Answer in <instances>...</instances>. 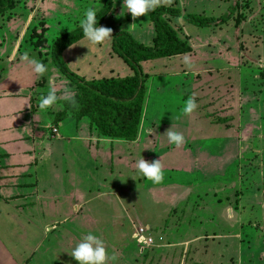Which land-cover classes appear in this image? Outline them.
<instances>
[{
    "label": "rangeland",
    "instance_id": "374dc122",
    "mask_svg": "<svg viewBox=\"0 0 264 264\" xmlns=\"http://www.w3.org/2000/svg\"><path fill=\"white\" fill-rule=\"evenodd\" d=\"M92 2L17 0L13 10L0 16V45L19 40V58L28 52L43 62L47 71L39 85L47 86L46 95L54 89L57 102L72 94L69 80L52 64L51 47L60 35L79 27ZM122 4L114 0L102 27L153 45L151 11L133 19ZM159 7L180 10V18L166 20L181 39L191 36L196 46V54L189 57L191 67L183 63L185 56L142 64L148 78L138 148L127 153L125 163L131 164L123 168L122 179L101 178L103 188L83 189L80 198L79 193L71 198L72 204H85L77 212L73 209L75 218L66 220L67 195L50 210L40 205H10L5 210L0 205V241L10 255L5 264H77L68 252L88 232L104 239L107 264H264V0H160L155 9ZM192 17L209 22L193 24ZM41 40L45 46L36 48ZM111 44L112 36L99 45L84 39L69 48L64 59L89 80L132 75L112 53ZM32 68L27 64L25 81L34 80ZM196 68L206 72L194 74ZM190 96L197 108L185 116L183 102ZM222 99L231 104L226 113L217 107ZM199 114L205 120L199 121ZM212 125L231 127L232 138ZM170 128L184 135L180 148L163 135ZM46 132L50 136V129ZM208 133L223 142L229 139L223 158L207 154L212 145L205 139ZM142 157L161 160L162 183L137 174L135 164ZM107 165L105 171L100 169L103 178L107 168L114 170ZM58 192L63 189L58 187ZM135 214L145 226H132ZM89 215L99 228L85 225ZM144 227L150 228L153 244L136 237Z\"/></svg>",
    "mask_w": 264,
    "mask_h": 264
},
{
    "label": "crops",
    "instance_id": "0c3cea01",
    "mask_svg": "<svg viewBox=\"0 0 264 264\" xmlns=\"http://www.w3.org/2000/svg\"><path fill=\"white\" fill-rule=\"evenodd\" d=\"M186 36L188 39L184 40L189 41L191 36ZM189 42L192 49H195L191 39ZM19 44V40L11 39L9 43L0 45V205L4 206L5 210L10 205L16 209L40 205L50 210L51 205L63 204L62 199L67 195L70 197L67 198L69 204L63 205L64 210L70 211L66 219L70 221L78 215L72 213L73 209L77 212L85 207V204H72L71 198L78 193L80 198L83 189L98 191L103 188L101 178L104 181L108 178L122 179L120 176L123 168L131 164L129 161L125 163L126 155L131 154L134 149L137 150L138 142L105 138L88 122L89 120L77 119L70 113H64L58 102L47 109H40L39 101L46 95L47 86L39 85L43 77L37 74L32 81L24 80L28 75V70L25 69L28 63L22 61L16 52ZM195 54L193 51L187 56ZM6 58L8 59L5 60ZM198 70L196 68L194 74L206 72ZM150 103L148 99L147 106ZM230 105L225 99L217 103L218 108L223 106L225 113L226 108H231ZM200 116L199 114V121L205 120ZM213 127L229 132L226 138H232L231 127ZM53 128L59 129L55 138L52 135ZM49 129L50 136L46 132ZM139 133L141 135V131ZM207 137V141H212V145H215V148L208 146L207 154L210 157L215 155L223 158V148L227 146L229 139L223 142L212 133H208L205 139ZM107 163L114 167V170L107 168V175L103 178L100 169L105 171L104 166H108ZM90 165L93 168L88 171ZM90 171L94 178H90ZM97 178L95 183L93 180ZM58 187L63 189V193L58 192ZM90 219L91 215L87 217L85 225L90 223L99 228L98 224ZM130 222L133 227H137L136 224L141 221L135 214V220ZM139 225L145 226L141 223ZM9 259L10 255L0 241V264H5Z\"/></svg>",
    "mask_w": 264,
    "mask_h": 264
},
{
    "label": "trees",
    "instance_id": "16d2710c",
    "mask_svg": "<svg viewBox=\"0 0 264 264\" xmlns=\"http://www.w3.org/2000/svg\"><path fill=\"white\" fill-rule=\"evenodd\" d=\"M16 1L0 0V16L13 10ZM113 4V0H93L91 7L97 10L98 26L103 25L113 9ZM167 16L180 18L181 13L180 10L172 7H159L152 11L150 19L156 35L151 46L138 42L131 33L125 31L112 34V53L132 71V75L126 77L89 80L73 72L64 59V53L85 38L80 27L60 35L53 42L50 57L56 69L69 80L68 86L72 96L58 100L64 113H70L77 119H88L105 138L135 141L142 123L148 78L144 74L142 64L193 52L189 42L181 39L178 32L166 20ZM190 22L204 26L209 21L192 17ZM240 23L238 18V24ZM45 43V40H41L34 46L43 48Z\"/></svg>",
    "mask_w": 264,
    "mask_h": 264
},
{
    "label": "clouds",
    "instance_id": "9594fccd",
    "mask_svg": "<svg viewBox=\"0 0 264 264\" xmlns=\"http://www.w3.org/2000/svg\"><path fill=\"white\" fill-rule=\"evenodd\" d=\"M159 4L160 0H123L122 8L126 9V13H131L133 19H135L140 16H146L147 13L153 11ZM78 24L82 30L83 37L93 45L102 44L112 36L111 29L98 26L97 10L94 7L85 9ZM21 60L33 66V72L39 76H43L47 71L46 65L35 58H30L28 52H25L21 56ZM183 63L191 67V62L187 55H185ZM57 99L56 91L54 89L49 90L47 95L41 97L39 108L42 110L47 109L53 106L57 102ZM196 108L197 102L193 96H190L183 102L182 113L185 116L191 115ZM163 135H166L169 144L177 148H180L185 143L184 135L178 131H173L172 128L167 130ZM135 167L139 176H142L153 184L163 182L164 171L160 159L149 162L142 157L136 162ZM68 254L77 264H107L109 259L103 240L92 232L83 235ZM111 259L115 261V255Z\"/></svg>",
    "mask_w": 264,
    "mask_h": 264
},
{
    "label": "built area",
    "instance_id": "2783aa9c",
    "mask_svg": "<svg viewBox=\"0 0 264 264\" xmlns=\"http://www.w3.org/2000/svg\"><path fill=\"white\" fill-rule=\"evenodd\" d=\"M58 131H59L58 128H53L52 129L53 138H55L58 135ZM136 237L140 238V239H146L147 242H149V244H153V239L151 238V231H150L149 227H144V228L140 229L138 231Z\"/></svg>",
    "mask_w": 264,
    "mask_h": 264
}]
</instances>
